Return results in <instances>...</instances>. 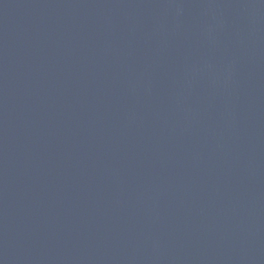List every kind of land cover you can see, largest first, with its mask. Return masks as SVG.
<instances>
[{
    "label": "water",
    "instance_id": "obj_1",
    "mask_svg": "<svg viewBox=\"0 0 264 264\" xmlns=\"http://www.w3.org/2000/svg\"><path fill=\"white\" fill-rule=\"evenodd\" d=\"M0 264H264V0H0Z\"/></svg>",
    "mask_w": 264,
    "mask_h": 264
}]
</instances>
